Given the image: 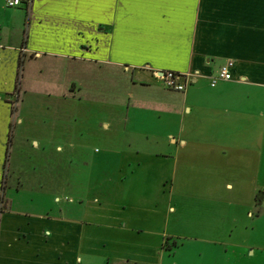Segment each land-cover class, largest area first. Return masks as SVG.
Returning <instances> with one entry per match:
<instances>
[{"label": "crops", "instance_id": "0c3cea01", "mask_svg": "<svg viewBox=\"0 0 264 264\" xmlns=\"http://www.w3.org/2000/svg\"><path fill=\"white\" fill-rule=\"evenodd\" d=\"M24 1L0 0V264H161L170 204L189 199L214 205L219 264H264V0ZM165 71L191 82L167 90ZM115 77L123 135L97 159L99 191L76 206L54 192L53 214L16 204L11 96L72 101ZM13 188L41 193L42 176Z\"/></svg>", "mask_w": 264, "mask_h": 264}, {"label": "rangeland", "instance_id": "374dc122", "mask_svg": "<svg viewBox=\"0 0 264 264\" xmlns=\"http://www.w3.org/2000/svg\"><path fill=\"white\" fill-rule=\"evenodd\" d=\"M137 77L133 73V81H137ZM123 85L115 77L106 85L92 87L101 92H83L84 96L72 101L40 96L32 90L24 95L20 93L21 101L17 103V93L11 96L12 110L16 106V112L9 129V172L4 178L11 186L7 195L16 204L20 199L28 211L53 214L52 193L57 192L59 205L71 206L69 199L76 206L75 200L87 195L89 188L91 194L99 191L94 189L100 168L97 159L104 151H113L116 139L123 135L121 125H117L121 110L110 100L118 95L117 91H123ZM103 122L109 126L104 128ZM34 143L36 147L31 149ZM34 171L36 176H42V192L15 193L13 185L18 175L22 179L29 178ZM203 204L195 199L185 204H170L173 210L169 213L168 233L173 238L166 239L164 247H160L161 264L221 262L223 248H226L214 245V205ZM77 215H80L79 210L74 211V217ZM93 263L98 264L97 261Z\"/></svg>", "mask_w": 264, "mask_h": 264}, {"label": "built area", "instance_id": "2783aa9c", "mask_svg": "<svg viewBox=\"0 0 264 264\" xmlns=\"http://www.w3.org/2000/svg\"><path fill=\"white\" fill-rule=\"evenodd\" d=\"M26 5L30 3V0L24 1ZM21 5L20 0H5V6L7 8H14ZM233 67V63L231 61L225 62L218 70L217 74L210 79L209 85L213 87L218 81L227 82L232 79L231 69ZM154 78L161 83V85L170 91L174 92H183L186 85L191 82L192 76L187 74H178L172 72H161L153 73Z\"/></svg>", "mask_w": 264, "mask_h": 264}, {"label": "trees", "instance_id": "16d2710c", "mask_svg": "<svg viewBox=\"0 0 264 264\" xmlns=\"http://www.w3.org/2000/svg\"><path fill=\"white\" fill-rule=\"evenodd\" d=\"M19 65H20V62L18 63V67H19ZM9 138V137H8ZM175 247V246H174Z\"/></svg>", "mask_w": 264, "mask_h": 264}, {"label": "water", "instance_id": "95a60500", "mask_svg": "<svg viewBox=\"0 0 264 264\" xmlns=\"http://www.w3.org/2000/svg\"><path fill=\"white\" fill-rule=\"evenodd\" d=\"M158 74L160 75V74H161V72H158Z\"/></svg>", "mask_w": 264, "mask_h": 264}]
</instances>
